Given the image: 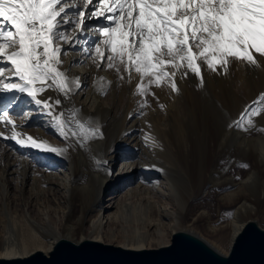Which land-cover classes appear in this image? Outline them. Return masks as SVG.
<instances>
[{"label": "bare ground", "instance_id": "1", "mask_svg": "<svg viewBox=\"0 0 264 264\" xmlns=\"http://www.w3.org/2000/svg\"><path fill=\"white\" fill-rule=\"evenodd\" d=\"M105 23L103 17L88 19L86 12L84 32H69L73 43L61 44L67 50V55L61 54V70L72 80L79 78L81 87L73 85L67 96L54 89L40 94L41 100H60L51 114L26 94L0 93V107L7 108L14 101L7 110L22 138L32 136L64 150L18 145L5 139L11 135V125L0 122V258L49 253L62 238L136 250L158 248L170 244L176 232L195 236L221 252L219 212L223 209L233 214L228 252L247 220L264 210V189L259 191L260 208L246 205V198L235 190L240 182L221 180L216 167L210 171L197 163L190 164L187 172L174 160L175 145L164 140L165 125H147L144 102L136 92L139 76L133 73L129 82L125 74L121 80L115 69L103 63L97 67L92 59L93 45L100 39L97 29ZM254 55L259 67L250 69L252 96L260 89L254 80L264 87V56ZM242 66L237 64V69L242 71ZM100 77L111 84H100ZM157 106L155 103L149 112ZM59 113L74 131H80L79 121L86 128L98 129L102 138L86 139L84 134L65 138L54 119ZM261 121L264 124V116ZM242 137L241 146L248 143L255 148V153L243 152L264 168V139H248L246 133ZM213 154L214 161L218 147ZM252 180L249 175L241 184L250 185ZM243 212L244 218L240 217Z\"/></svg>", "mask_w": 264, "mask_h": 264}, {"label": "snow or ice", "instance_id": "2", "mask_svg": "<svg viewBox=\"0 0 264 264\" xmlns=\"http://www.w3.org/2000/svg\"><path fill=\"white\" fill-rule=\"evenodd\" d=\"M70 8L77 11L70 13ZM86 12L88 19L106 21L98 27L100 39L93 45L97 67L103 63L115 69L121 80L127 74L129 82L135 73L136 92L142 97L154 95L153 86L167 85L178 92V72L182 78L191 72L202 87V65L226 74L233 59L258 66L254 54L264 56V0H0V93L26 94L51 114L60 100H41L40 94L54 89L67 96L73 85L80 88L79 78L72 80L61 70V54L67 55L61 44L73 43L69 32H84ZM99 83L111 84L104 77ZM254 104L257 107L249 106L234 122L236 127L247 131L253 126L251 117L264 111V94ZM63 115L54 119L65 138H102L98 129L79 121L80 131H74ZM0 122L11 125L5 139L18 145L64 151L32 136L22 138L6 107H0Z\"/></svg>", "mask_w": 264, "mask_h": 264}, {"label": "rangeland", "instance_id": "3", "mask_svg": "<svg viewBox=\"0 0 264 264\" xmlns=\"http://www.w3.org/2000/svg\"><path fill=\"white\" fill-rule=\"evenodd\" d=\"M93 50L92 48L91 52ZM241 63H243L242 71L237 69V64ZM255 67L259 66L249 67L248 63L233 59L225 74L219 69L212 72L207 69L206 65H202L201 70L204 77L202 87L199 78L191 72L183 78L178 72L176 75L178 92L173 91L167 85L159 88L153 86L150 91L154 95L149 94L142 97V101L145 105L143 115L147 120V125H165L163 126L166 133L164 140H169L171 146L175 145L173 158L178 164H182L187 172L190 164L194 163H197L200 168H210V171L216 167L215 170L219 172V176H223L221 180L235 179L236 182H240L235 190L246 198V205L253 203L260 208L263 205L259 198V191L264 189V168L257 166L251 161V158L246 156L247 153L245 154L243 149L255 153V148L249 146L248 143L244 147L241 146L244 144L240 143V139L245 137H242L245 133L249 137L248 139L255 141L264 139V124L261 121L264 111L251 117L253 126L248 127L246 123L244 124L245 127H248L247 131L234 124L246 108L257 107L254 101L264 94L263 84L260 80H254L256 87L260 89L257 95L252 96L253 81L250 69L253 70ZM13 102L10 101L7 108ZM155 103L158 105L157 110L149 112ZM15 110L16 108L11 111ZM236 135H239V138ZM215 147H218V157L213 161L211 159L214 158ZM249 175L253 176L254 181L252 180L250 185L243 186L242 180ZM209 200L213 201L214 197ZM241 208L248 207L242 206ZM263 211L261 209L260 215L250 218L257 221L262 228H264ZM232 215L231 210L228 209H223L222 213L219 212V227H221L219 228V248L221 247L220 251H223L224 254L229 253V251L227 252L231 234L229 223ZM245 216L246 212L240 215L242 218ZM204 234L206 238H212L207 232Z\"/></svg>", "mask_w": 264, "mask_h": 264}, {"label": "water", "instance_id": "4", "mask_svg": "<svg viewBox=\"0 0 264 264\" xmlns=\"http://www.w3.org/2000/svg\"><path fill=\"white\" fill-rule=\"evenodd\" d=\"M0 264H264V228L247 221L228 254L203 240L176 232L171 243L158 248L129 249L94 240L59 239L49 253L0 258Z\"/></svg>", "mask_w": 264, "mask_h": 264}]
</instances>
